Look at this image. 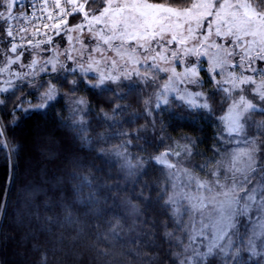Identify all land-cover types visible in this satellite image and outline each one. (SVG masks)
<instances>
[{"label": "trees", "instance_id": "1", "mask_svg": "<svg viewBox=\"0 0 264 264\" xmlns=\"http://www.w3.org/2000/svg\"><path fill=\"white\" fill-rule=\"evenodd\" d=\"M194 1L146 0L174 8H188ZM250 2L258 11L264 7L260 0ZM76 3L83 5L85 0H76ZM101 6L103 0H87L85 8L98 10ZM0 11L4 8L0 7ZM81 16L74 15L67 26ZM0 41L6 43L2 32ZM53 42L43 47L23 48L17 53L50 47ZM0 49L7 56L17 54L7 52L4 43H0ZM85 61L86 57H79L65 63L78 67L85 65ZM118 63H101L88 75L94 76L100 71L112 75L130 72L126 64ZM201 75L206 84L203 91L212 96V84L204 73ZM46 78L29 75L23 82L20 97L27 96L36 103L37 89H41ZM5 79V75H0V87L4 86ZM164 80V77H153L145 82L135 75L131 79L121 75L118 83L106 80L94 89L82 82L74 94L69 92L71 84L61 80L57 87L65 93L63 100L58 98L53 107L27 117L16 114V127L8 128L7 137L17 145L18 151L11 161L0 151V199L4 201L0 207V264H42V259L44 264H178L175 254L180 250L176 242L166 240L163 235V224L173 229L160 201L161 190L166 189L170 194L165 178L167 170L152 158L165 152H181L179 157H169L182 168L209 178L198 166L210 158L226 162L235 149V136L229 137L225 130L221 117L228 105L222 104L219 97L210 101L214 114L189 111L182 101L172 98L150 115L149 96ZM35 81L38 87L33 88ZM133 82V88L125 86ZM15 83L21 84V81L15 80ZM109 88L115 91H108ZM80 98L85 104H74ZM17 102L8 101L0 108V117L6 125L11 119V107ZM105 114L110 118H105ZM262 121L264 114L257 113L246 129L248 137H255L257 143L264 141L255 127ZM189 140L193 142L188 145L192 155L185 157L184 146ZM258 156L264 158V150ZM122 157L132 163L138 159L144 162L131 185L123 182L119 164ZM213 167L209 164V168ZM82 177H88L91 185L82 183ZM122 200L140 210L143 237L138 241H129L120 235L114 238L111 231L115 226L119 233L124 224ZM65 208L71 212L67 219ZM146 232L152 235L149 237ZM247 256L244 255L245 261L252 264Z\"/></svg>", "mask_w": 264, "mask_h": 264}, {"label": "snow or ice", "instance_id": "2", "mask_svg": "<svg viewBox=\"0 0 264 264\" xmlns=\"http://www.w3.org/2000/svg\"><path fill=\"white\" fill-rule=\"evenodd\" d=\"M16 3L17 0H0V7L4 8V11H0V21L19 18L12 16L11 10ZM260 5H264V0H260ZM54 7L59 8L60 14L65 16L60 23L66 24V17L76 12H81L83 20L88 22L69 27L68 32L82 33L87 27L93 39L98 38L110 49L112 42L118 40L120 43L116 48L117 55L121 54L120 49L126 44L135 42L128 53L133 71L122 72L120 75L100 71L97 75L89 76L88 73L94 71L93 64H99V61L91 57L87 66L80 64L78 67L59 63L57 56L46 60L39 69L36 68V59L26 65L21 64L20 58L24 53H17V48L23 45L14 41L16 35L26 29L15 30L14 35L13 27L4 24L0 27V32L5 38L11 39L0 43L5 44L7 52L17 55L15 58L7 56L0 49V59L3 60L0 75L9 77L3 81L4 86L0 87V94H4L0 95V108L5 107L8 101H18L11 107V119L7 125L0 117V151L5 153L6 160L11 161L18 151L17 145L7 137L8 128L16 127V114L19 112L27 117L53 107L58 98L63 100L65 93L57 87L61 80L71 84L69 92L74 94L79 91V84L82 82L89 83V87L94 89L99 88L106 80L118 83L121 75L125 79H131L135 75L138 80L146 82L158 77L161 72L168 73L167 82L163 84L162 92L157 97L156 108H160L161 104L167 105L171 94L187 105L189 111L202 110L214 114L210 101L219 97L222 104L228 105L227 115L221 117L228 136H244L248 147L232 153L226 162L210 158L199 165V169L209 177L204 179L187 168L177 169L176 163L169 160L170 155L179 157L181 152H165L152 158L157 164L176 169L185 178V183L179 190L177 185L172 184L171 194L166 189L160 193V201L173 225V229L169 230L167 224H163L165 239L175 241L176 247L180 249L175 254L178 264H210L212 261L218 264H247L241 256L242 252L248 254V262L264 264V158L258 156L264 150V141L257 143L255 137L249 140L246 132V126H249L253 116L257 113L264 114V103H261L264 102V7L258 11L249 0H219V3L216 0H201L193 3L190 8L180 10L162 3H148L146 0H133L131 3L104 0L98 14L92 15L89 14L91 10L84 11V5H78L76 0H67L63 7L57 0ZM66 8L68 11H65ZM93 23L103 24L104 27L93 32ZM59 26L57 24L56 28L59 29ZM105 30L108 35L104 34ZM213 35L219 38V42L211 39ZM68 40H72L71 35ZM47 42L51 43V39ZM174 44L176 47H172ZM38 46L39 44L35 45ZM137 48L142 51L137 53ZM93 50L101 51L99 45ZM66 59L73 60V57L67 55ZM111 63L115 64L116 61L112 60ZM12 64H19L21 68L27 67L31 71L11 70ZM49 64L50 73L45 66ZM138 65H142V68ZM177 66L182 70L178 72ZM37 71L48 73V79L41 84V89L46 87V91L37 89L36 103L33 104L27 96L21 98L20 93L24 91L25 79L29 75L34 77ZM51 73L57 75L53 76ZM201 73L207 76L214 88L212 96L203 91L206 84ZM13 78L20 80L21 84H16ZM92 80L96 82L91 83ZM134 84L135 82L125 86L131 89ZM188 85H193L196 90L189 89ZM245 85L253 87L246 89ZM107 90L115 91L111 88ZM237 92L239 95H234ZM246 92L253 99H249ZM74 104L83 105L85 100L77 99ZM105 118L110 117L105 114ZM255 127L258 135L264 136V121L256 123ZM192 143L189 140L185 144V157L192 155L191 148L188 147ZM242 158L245 159L240 166ZM125 161L124 166L129 169V176H135L143 169L144 162L139 159L136 164H132L127 157ZM209 164L215 167L209 168ZM170 175L175 176L176 172ZM81 179L82 183L91 185L88 177ZM3 203V199H0V207ZM133 210L140 214L138 208L134 207ZM65 212L67 219L71 215L70 209L65 208ZM240 218L247 221L243 225V232L240 230ZM143 223L148 227L147 221ZM152 227H155L154 223ZM111 231L114 238L119 236L115 226ZM174 232L176 235H173ZM145 235L150 237L152 233L146 232Z\"/></svg>", "mask_w": 264, "mask_h": 264}, {"label": "rangeland", "instance_id": "3", "mask_svg": "<svg viewBox=\"0 0 264 264\" xmlns=\"http://www.w3.org/2000/svg\"><path fill=\"white\" fill-rule=\"evenodd\" d=\"M117 2H120V3H124V2L131 3V2H133V0H117ZM142 2H143V0H142ZM199 2H201V0H195L194 1V3H199ZM216 2L219 3V0H216ZM249 2H250V0H249ZM103 3H104V0H103ZM83 4H85V3H83ZM190 7H188V8H190ZM100 8L98 10H96V9H94L92 7H90V8L86 7L84 11L91 10L89 12L90 15L98 14ZM176 9L183 10V9H187V8H176ZM126 14L127 13H125V15ZM209 19H211V18H209ZM80 23H84V24L88 23L87 21L83 20V14H82V16L80 18L75 19L70 26H66L59 33L58 38L53 42L52 46L44 47L43 49L31 50V51H28V53L25 52L27 54H25L23 52L24 55L20 58V63L26 65V64L30 63L32 59H36L38 61V64L36 65V68L39 69L41 65H44V62L46 60H50L54 56H57V58L59 60V63L66 64V65H67V63H65V60H67L69 62L70 61H75L76 58L79 59V57H80V59H82L83 57H86L85 63L87 64L89 62V58L91 57L93 60L99 61V64L104 63L105 65L106 64L108 65L109 62H111L112 60H115L116 63L119 62L118 63L119 65L120 64H126L127 67H128L126 69L127 71H130V72L133 71V63H132V60L129 59V54L128 53L133 48V45H134L135 42L126 44L123 48L120 49L121 54L117 55L116 48H117V45H119V43H120L118 40L112 42L113 46L110 49L108 45L103 44V42L101 40H99L98 38L97 39H93L92 33H90L88 31L87 27L84 28L82 33L78 32V31H72V32H68L67 31V29L69 27L75 26V25L80 24ZM206 24H207V21H205V25ZM91 27L93 29V32H95L96 30L103 28L104 25L103 24H99V23H93L91 25ZM117 32H119V28L117 29ZM104 34L108 35L107 30H105ZM69 35L72 36V40L71 41L68 40V36ZM211 39L212 40H216L217 42H219V38H217L215 35H213L211 37ZM191 43H195V41H191ZM97 45H99L101 51H94L93 50V49H95L97 47ZM172 47H176V45L174 44V45H172ZM158 50L159 49H157V51ZM141 51L142 50L139 49V48L136 49L137 53H139ZM101 53H103V54H101ZM16 55L17 54H13L12 57L15 58ZM67 55H71L73 57V60L66 59ZM189 59H192V58L189 57ZM202 59H204V58L202 57ZM99 64H95L94 63L93 64V68L96 69V66L98 67ZM45 66L49 69V73H50L51 72V65L49 64V65H45ZM162 66H167V65L162 64ZM138 67L142 68V65H138ZM18 69L26 71V72H30L31 71V69H29L27 67L21 68L19 66V64H12L11 65V70H18ZM176 70L179 72V71L182 70V68L180 66H177ZM247 74L251 75V73H247ZM51 75H52V73H51ZM168 75H169L168 73L161 72L159 74V76L156 77L158 79H160L161 77L162 78L164 77L165 80L161 83L160 88L157 91H154L149 96V99H148V105H149L148 110H149L150 115H152V113L154 112L153 111L154 109H157L155 107V105L157 103V97H158V95L161 94L162 86H163L164 83L167 82L166 77ZM36 76H44L45 77V76H48V73H45L43 71H37ZM5 77L7 79L9 78L8 76H5ZM217 78L219 79V77H217ZM46 79H48V78H46ZM37 83H38V81H35L34 83H32V84H34V85H32V87L33 88L38 87ZM187 87L189 89L193 90V91L196 90L193 85H188ZM244 87L247 89V88H251L253 86L252 85H245ZM44 91H46V88H45ZM245 94L248 95L249 99H253V97L251 95H249L247 92ZM234 95L238 96L239 92L234 93ZM172 98L176 99L174 95L170 94L168 96V100L171 101L170 99H172ZM253 102L254 103L256 102L255 99H254ZM261 103H264V102H261ZM33 104H35V103H33ZM161 105H165V104H161ZM75 107L78 108L77 106H75ZM76 111H79V110H76ZM225 115H227V109H226L225 114L223 116H225ZM223 125H224V123H223ZM246 129H247V126H246ZM233 139H234V143H235V149H234L233 153L234 152L243 151L244 149H246L248 147V144H247L244 136H239V137L235 136V137H233ZM248 139L251 140L250 137H248ZM243 159H245V158H242L240 166H242ZM169 160L174 162V163H176L174 161V158H172V157H169ZM119 164H120L121 171H122V174H123V178H124L123 182H124V184L125 185L133 184L141 170L138 172L137 175L129 176L127 174L129 169L126 166H124L126 164L125 157H122V159L120 160ZM132 164H136V163L134 162ZM176 168L177 169H183L181 167L180 163H176ZM166 170H167V175L165 176L166 181H167L166 185L169 186L170 194H171V191H172V187L171 186H172V184L177 185L178 186L177 190H179V188L182 187L183 184L185 183V178L178 171H176V169H168V168H166ZM134 171H135V169H134ZM172 172H176V175L175 176L170 175V173H172ZM201 178L204 179L203 177H201ZM184 190L187 191V189H184ZM121 205H122V213L124 215V222H123L124 224H123V226L120 229L119 235L121 237L125 238L126 240H129V241L130 240L131 241L140 240L143 237V233H142L143 230H142V223H141L140 214L139 215L136 214L134 212V210H133L135 206H133L132 204H130L126 200H122L121 201ZM251 215H254V214H251ZM134 222H135V228L133 229V223ZM245 224H247L246 219L245 218H240V225H241V229L240 230H241V232H243L245 230V228L243 227V225H245ZM174 235H176V233ZM180 236H181V239H183V233H181ZM245 254L248 255L246 252H242L241 256L244 257ZM215 263L218 264V262H216V261H215Z\"/></svg>", "mask_w": 264, "mask_h": 264}, {"label": "built area", "instance_id": "4", "mask_svg": "<svg viewBox=\"0 0 264 264\" xmlns=\"http://www.w3.org/2000/svg\"><path fill=\"white\" fill-rule=\"evenodd\" d=\"M56 2L57 0H47V4L45 5V0H17L16 6L11 11L13 17L19 18L6 22L0 21V26L4 24L11 25L14 29V35L16 34L15 30L20 28L26 29V31H22L16 35L14 42L18 45H23V47H18L17 50L33 48L37 44H39L38 47L49 44L47 42L48 39L50 38L53 41L58 35L57 31L60 32L64 29L74 15L82 14L81 12H76L68 15L66 17L67 23H60V21L65 19V16L60 14L59 8L54 7ZM58 2L63 7L66 5L67 0H58ZM36 5H40L41 7H36ZM70 7L69 5L68 8ZM41 8L44 10H41ZM68 8L65 11H68ZM49 13H51V16H49ZM57 24L60 25L59 29L56 28ZM7 39L11 38H6V41Z\"/></svg>", "mask_w": 264, "mask_h": 264}]
</instances>
